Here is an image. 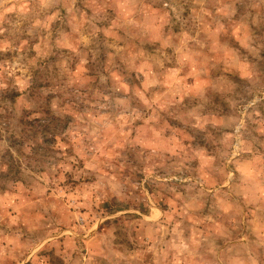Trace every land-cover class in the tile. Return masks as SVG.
Instances as JSON below:
<instances>
[{"label": "rangeland", "instance_id": "rangeland-1", "mask_svg": "<svg viewBox=\"0 0 264 264\" xmlns=\"http://www.w3.org/2000/svg\"><path fill=\"white\" fill-rule=\"evenodd\" d=\"M0 264H264V0H0Z\"/></svg>", "mask_w": 264, "mask_h": 264}, {"label": "trees", "instance_id": "trees-1", "mask_svg": "<svg viewBox=\"0 0 264 264\" xmlns=\"http://www.w3.org/2000/svg\"><path fill=\"white\" fill-rule=\"evenodd\" d=\"M12 98V97H11ZM10 98V99H11ZM51 120H52V118H48L47 120H45V121H38L37 123V125L39 126V127H42V128H45V129H47L48 127H49V125H51ZM21 123L22 124H25L26 126H32V125H34V122L33 121H27V120H25V118H23V119H21ZM44 129V130H45ZM15 145V142L13 143V144H11V146H14ZM10 159V160H9ZM9 159L7 160V161H10L11 162V164L10 165H12L13 163V161H14V159L12 158V156L9 154ZM3 165H6L7 163H2ZM15 182H17L18 180H14Z\"/></svg>", "mask_w": 264, "mask_h": 264}]
</instances>
